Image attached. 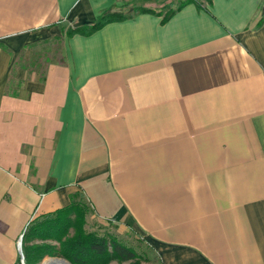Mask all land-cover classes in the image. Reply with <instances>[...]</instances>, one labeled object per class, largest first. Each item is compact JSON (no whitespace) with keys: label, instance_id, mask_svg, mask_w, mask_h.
Listing matches in <instances>:
<instances>
[{"label":"crops","instance_id":"1","mask_svg":"<svg viewBox=\"0 0 264 264\" xmlns=\"http://www.w3.org/2000/svg\"><path fill=\"white\" fill-rule=\"evenodd\" d=\"M133 1L0 0V264L80 201L156 264H264V0L68 34Z\"/></svg>","mask_w":264,"mask_h":264},{"label":"trees","instance_id":"2","mask_svg":"<svg viewBox=\"0 0 264 264\" xmlns=\"http://www.w3.org/2000/svg\"><path fill=\"white\" fill-rule=\"evenodd\" d=\"M150 0H134L133 10L129 14L121 11L110 12L103 15L94 25L87 28H76L69 30V35L77 33L89 35L105 25L132 18L141 13H158L164 15L159 8L150 6ZM153 1V0H152ZM158 2L159 0H154ZM212 0H185L175 9L165 13V19L172 17L176 12L182 9L187 3L204 4ZM139 3V4H137ZM124 5L123 9L128 7ZM262 22V20H261ZM261 22L259 24H261ZM49 44L44 45L41 52L50 51ZM59 48V47H58ZM57 48V50H59ZM33 62L34 66L41 67V58ZM27 67V65H25ZM32 67V66H31ZM29 68V67H28ZM30 69V68H29ZM88 208L84 205L72 202L69 206L56 211L54 214L36 218L31 227L24 235V243L28 246L24 248V254L27 264H37L46 257L60 255L67 259L71 264H110L114 261L120 264L127 261H134L138 258L137 252L121 243L115 237L98 236L96 233H88L84 229V223ZM71 229L75 230L74 236L68 237ZM41 241L42 244L31 245V242ZM47 241H54L60 245L57 250L56 246L47 244ZM30 244V245H29Z\"/></svg>","mask_w":264,"mask_h":264},{"label":"rangeland","instance_id":"3","mask_svg":"<svg viewBox=\"0 0 264 264\" xmlns=\"http://www.w3.org/2000/svg\"><path fill=\"white\" fill-rule=\"evenodd\" d=\"M184 1L185 0H159L156 8H159V10H162L165 14L169 10H173L174 5L178 6L180 3L184 2ZM137 4H139V3H137ZM58 53H59L58 58H60L61 57L60 52H58ZM78 204L84 205L85 207L88 208V213L86 215V219H85V223H84V229L86 232L96 233L98 236L115 237L117 239V237L114 235L113 229L111 227L102 225L101 223L96 222L95 220H90V221L88 220L89 206L85 202L80 201V202H78ZM30 227H31V225H30ZM74 233H75V230L71 229L68 237L74 236ZM36 242L38 244H42L41 241H34V243L31 242V245L36 244ZM120 242L131 247V248H133L138 254V258L136 260L127 261V262H124L122 264H156V258H155L153 251L150 250L146 246V244L142 240H140L139 238H136L134 236H128L124 239H121ZM46 243L53 245V246H56L57 250L60 249V245L54 241H47ZM27 246H28V244L24 243V240H23L21 247H22V251H23L22 253H23V258H24V264H27L26 259H25V254H24V248H26ZM51 259H60V260L66 261L68 264H71L67 259H65L64 257H62L60 255H57L54 257H46L44 260H42L40 263H37V264H47L48 261ZM20 264H22V263H20ZM110 264H120V263L115 262V263H110Z\"/></svg>","mask_w":264,"mask_h":264},{"label":"bare ground","instance_id":"4","mask_svg":"<svg viewBox=\"0 0 264 264\" xmlns=\"http://www.w3.org/2000/svg\"><path fill=\"white\" fill-rule=\"evenodd\" d=\"M47 264H68V263L66 261L60 260V259H51L48 261Z\"/></svg>","mask_w":264,"mask_h":264},{"label":"built area","instance_id":"5","mask_svg":"<svg viewBox=\"0 0 264 264\" xmlns=\"http://www.w3.org/2000/svg\"><path fill=\"white\" fill-rule=\"evenodd\" d=\"M20 252H21V262L20 263L24 264V258H23V253H22L21 246H20Z\"/></svg>","mask_w":264,"mask_h":264},{"label":"water","instance_id":"6","mask_svg":"<svg viewBox=\"0 0 264 264\" xmlns=\"http://www.w3.org/2000/svg\"><path fill=\"white\" fill-rule=\"evenodd\" d=\"M22 245V240H21V242H20V246ZM21 249H22V247H21Z\"/></svg>","mask_w":264,"mask_h":264}]
</instances>
